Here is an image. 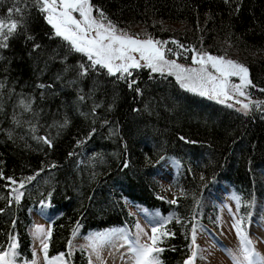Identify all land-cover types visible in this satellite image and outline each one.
Returning a JSON list of instances; mask_svg holds the SVG:
<instances>
[{"label": "trees", "instance_id": "16d2710c", "mask_svg": "<svg viewBox=\"0 0 264 264\" xmlns=\"http://www.w3.org/2000/svg\"><path fill=\"white\" fill-rule=\"evenodd\" d=\"M91 3L118 29L168 42L183 53L178 62L188 64L192 48L244 65L251 108L242 114L144 67L124 79L99 66L81 75L87 57L54 35L35 0H0V18L13 9L19 21L0 47V172L17 182L0 178V252L14 237L15 263L32 262L29 229L39 217L52 233L49 259L89 264L85 250L70 251L73 241L133 229L131 209L142 208L174 234L158 244L161 264H184L193 227H217L216 200L231 194L242 219L262 212L264 0Z\"/></svg>", "mask_w": 264, "mask_h": 264}, {"label": "snow or ice", "instance_id": "6c2138e0", "mask_svg": "<svg viewBox=\"0 0 264 264\" xmlns=\"http://www.w3.org/2000/svg\"><path fill=\"white\" fill-rule=\"evenodd\" d=\"M35 2L39 6V10L45 14L47 23L54 29V35L66 41L73 51L87 57L88 65L80 64L81 75H86L90 69H95L97 66L106 69L110 75L119 73L120 79L131 76L132 72L130 70L140 69L141 67L149 69L152 73L162 75L167 70L169 75H175L181 87L200 96L216 99L219 103L223 104L228 100H233L235 95L248 98V93L244 90L251 85L248 78V69L233 60L186 48L184 49L185 52L191 51L194 53L191 60L192 64L197 66L185 67L177 63L176 59L166 57L165 47L168 42L154 40L152 37L140 39L129 35L126 31L118 29L102 9L91 3V0H35ZM94 10L96 15L93 14ZM15 11L20 12V9L16 8ZM12 12L13 9H9L8 18H0V47H7V40L18 28L19 21L11 17ZM171 42L178 43L175 40ZM178 47L183 48L184 46L178 45ZM167 52L176 57L182 54L170 48L167 49ZM231 77H238L240 84L232 83ZM134 83L135 80L131 81L129 87ZM260 91H264V89H260ZM235 102L241 104L239 110L249 109V103H243L240 100ZM256 103L259 106L260 103L264 102ZM228 106L232 107L233 105L229 104ZM45 142L51 143L46 139ZM0 178H5L2 172H0ZM5 179H8L13 185L17 183L11 177ZM32 179L34 177L27 178L29 181ZM19 187H24L23 181L20 182ZM12 190L17 193L15 199L19 201L23 193H20L16 188ZM176 202L175 199L169 201L172 204ZM165 223L167 221H164L158 227L153 226L151 235L140 229V232L147 237L150 243L141 242L137 238L135 246L131 248L134 254V264H161L159 254L164 249L159 247L158 244L162 242L163 237L174 235L162 230ZM242 224L243 221L237 219L232 227L236 230L241 241L243 264H264V258H260L259 262L253 259L252 242L244 231ZM137 228L139 229L140 226L137 225ZM51 234L50 229L45 231L42 227H37L35 230V235L40 239L41 250L47 264H64L63 253L51 259L48 258ZM108 235L101 234L100 239L103 240ZM195 236L196 229L193 227V246L196 243ZM92 247L95 249L96 245H92ZM16 248L17 244L13 237V243L9 245V249L0 252V264H15ZM196 256L197 251L194 247L191 256L184 264H194ZM234 260L235 264H242L239 258L234 257ZM33 264H35V261H33ZM89 264H91V261Z\"/></svg>", "mask_w": 264, "mask_h": 264}, {"label": "rangeland", "instance_id": "374dc122", "mask_svg": "<svg viewBox=\"0 0 264 264\" xmlns=\"http://www.w3.org/2000/svg\"><path fill=\"white\" fill-rule=\"evenodd\" d=\"M93 14L96 15L94 12ZM129 35L138 37L132 34ZM167 49L169 48L165 47L166 57L168 59H176L177 57L168 53ZM228 60L235 61L234 59ZM176 61L185 67L197 66L192 64L191 57L188 64L178 62L177 59ZM163 75H169L167 70ZM169 76H171L180 85V82L177 81L174 74ZM231 82L240 84V79L238 77H231ZM248 88L249 86L244 89L247 93ZM211 100L219 103L216 99ZM236 100H240L243 103H249V109L239 110L241 109V104L236 103ZM252 102L253 101L250 99L248 93L247 99L244 96L235 95L233 100H228L223 104H232V107L235 110L242 114H247L251 108ZM214 205V208L217 209V227L211 226L213 230L211 228L208 229L206 227H199L196 230V243L195 246L192 245V251L194 247L197 251L194 264H235L234 257L239 258L243 264L241 241L237 236L236 230L232 227L237 219H241L243 221L242 227L252 242L251 248L254 252L253 259L259 262L260 258H264V205L262 207V212H254L252 209L247 213V217L245 219L239 217L237 210V200L231 194L224 196L221 200H216ZM131 213L136 216L137 225L140 226L139 229L136 225V227L133 229L125 227L116 230H105L97 233H91L86 237L80 239L76 238L71 244L70 251L73 252L75 249L79 248L85 250L89 258V262L91 261V264H134V254L132 253L131 248L135 246V241L137 238H139L141 242L150 243V241L147 240V237L140 232V229H143L144 232H147L148 235H151V228L156 225L153 224L156 222L157 214L149 213L142 208L131 209ZM37 227H42L45 229V231L48 230V224L43 219L39 217H33V225L29 229V235L32 240L33 260L32 262L26 264H33V261H35V264H47L44 259V253L41 250L42 245L40 243V239L35 235V230ZM101 234L109 235L105 239L101 240ZM125 237H127V239H125ZM92 245H96L95 249L92 247ZM64 264H69L65 255Z\"/></svg>", "mask_w": 264, "mask_h": 264}]
</instances>
